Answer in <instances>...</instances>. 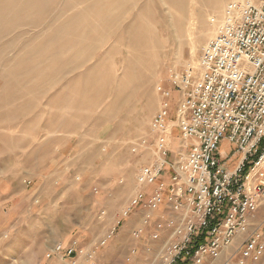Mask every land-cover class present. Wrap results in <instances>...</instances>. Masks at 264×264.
Returning <instances> with one entry per match:
<instances>
[{
  "label": "rangeland",
  "instance_id": "obj_1",
  "mask_svg": "<svg viewBox=\"0 0 264 264\" xmlns=\"http://www.w3.org/2000/svg\"><path fill=\"white\" fill-rule=\"evenodd\" d=\"M230 1L0 0V264H70L46 254L75 241L83 264H123L140 212L124 213L149 161L131 146L159 86L174 120L172 75L197 70Z\"/></svg>",
  "mask_w": 264,
  "mask_h": 264
},
{
  "label": "built area",
  "instance_id": "obj_2",
  "mask_svg": "<svg viewBox=\"0 0 264 264\" xmlns=\"http://www.w3.org/2000/svg\"><path fill=\"white\" fill-rule=\"evenodd\" d=\"M211 25L197 70L172 75L174 120L159 86L148 134L131 146L149 161L124 213L140 212L123 264H264V0L230 1ZM174 129L181 152L168 161ZM221 142L230 156L218 154ZM77 245L57 243L46 258L83 264Z\"/></svg>",
  "mask_w": 264,
  "mask_h": 264
},
{
  "label": "bare ground",
  "instance_id": "obj_3",
  "mask_svg": "<svg viewBox=\"0 0 264 264\" xmlns=\"http://www.w3.org/2000/svg\"><path fill=\"white\" fill-rule=\"evenodd\" d=\"M173 124H170V126H172ZM172 135H173V133H172ZM172 138H173V136H172ZM171 143H172V141H171ZM107 238H108V236H107ZM63 262V261H62Z\"/></svg>",
  "mask_w": 264,
  "mask_h": 264
},
{
  "label": "crops",
  "instance_id": "obj_4",
  "mask_svg": "<svg viewBox=\"0 0 264 264\" xmlns=\"http://www.w3.org/2000/svg\"><path fill=\"white\" fill-rule=\"evenodd\" d=\"M235 156H237V155H235ZM235 164V163H234Z\"/></svg>",
  "mask_w": 264,
  "mask_h": 264
}]
</instances>
